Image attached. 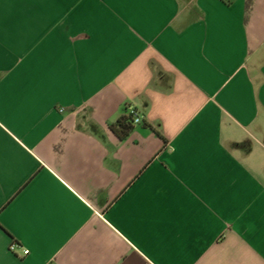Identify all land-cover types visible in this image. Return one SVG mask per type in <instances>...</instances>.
<instances>
[{
	"label": "crops",
	"instance_id": "obj_1",
	"mask_svg": "<svg viewBox=\"0 0 264 264\" xmlns=\"http://www.w3.org/2000/svg\"><path fill=\"white\" fill-rule=\"evenodd\" d=\"M0 264H264V0H0Z\"/></svg>",
	"mask_w": 264,
	"mask_h": 264
},
{
	"label": "trees",
	"instance_id": "obj_2",
	"mask_svg": "<svg viewBox=\"0 0 264 264\" xmlns=\"http://www.w3.org/2000/svg\"><path fill=\"white\" fill-rule=\"evenodd\" d=\"M134 127L133 118L128 113L110 126V130L121 140L125 139Z\"/></svg>",
	"mask_w": 264,
	"mask_h": 264
},
{
	"label": "built area",
	"instance_id": "obj_3",
	"mask_svg": "<svg viewBox=\"0 0 264 264\" xmlns=\"http://www.w3.org/2000/svg\"><path fill=\"white\" fill-rule=\"evenodd\" d=\"M128 114L132 116L133 123L138 124L141 121V118L137 115V113L133 109H129ZM16 248V245L13 243L9 246V250L13 252ZM28 254L27 250H24V255Z\"/></svg>",
	"mask_w": 264,
	"mask_h": 264
}]
</instances>
